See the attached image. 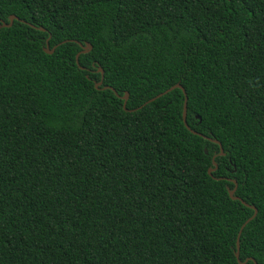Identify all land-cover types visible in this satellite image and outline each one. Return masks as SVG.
<instances>
[{"label": "trees", "instance_id": "1", "mask_svg": "<svg viewBox=\"0 0 264 264\" xmlns=\"http://www.w3.org/2000/svg\"><path fill=\"white\" fill-rule=\"evenodd\" d=\"M11 16L0 264H239L232 180L257 210L239 260L264 264V0H0ZM176 84L224 156L181 90L138 109Z\"/></svg>", "mask_w": 264, "mask_h": 264}, {"label": "water", "instance_id": "2", "mask_svg": "<svg viewBox=\"0 0 264 264\" xmlns=\"http://www.w3.org/2000/svg\"><path fill=\"white\" fill-rule=\"evenodd\" d=\"M14 21H18V19H17L15 16H11V17L9 18V22H12V23H13ZM22 23H23V22H22ZM6 24H7V23H6ZM31 27H32V26H31ZM5 28H10V27H5ZM32 28H33V27H32ZM36 29L39 30V31H41V32H45V30H44L43 28H36ZM49 40H50V39H47V40H46V47L44 48V52H45L46 54H48V55H51V54H53V52L55 51V49H56L57 46L53 47V48L50 50V49H49V45H48ZM64 43H65V42H64ZM75 43L78 44V46L81 48V51H80V52L76 55V57H75L76 65L79 67V64H78V58H79V56L82 55V54H87V53H89V52L92 50V46H91L89 43H85L84 45H81L80 43H77V42H75ZM79 68H80V67H79ZM80 69H81V68H80ZM97 72L100 74V81H99L98 83H95V84H94V88H95L96 90H98L99 87L102 85V83H103V77H104V72H103V70H102L101 68H98ZM174 87H175V90H176V89L181 90L182 93H183V96H184V105H183L182 120H183V124H184L185 128H186L190 133H192L193 135H197V136H199V137H202V138H204V139H206V140L212 142L213 144L218 145V147H219V156H221V157L224 156V152H223L222 146H221V144H220L218 141L213 140V139H210V138H207V137H204L203 135H201V134H199V133H197V132H195V131H193V130H191V129L189 128V126L187 125V122H185V120H184V115H183L184 112L187 111V97H186V92H185V90L182 88V86H181L180 84H176ZM102 90H110V91H112L116 97H118L119 99H121V100L123 101V106H122V108H123V110H124L125 112H127L126 105H127V101H128V98H129V95H128L127 92H124V95H123L122 97H119L118 94H117V92H115V90H113V89L110 88V87H104V88H102ZM171 91H172L171 89H168V90H167V93H169V92H171ZM167 93H166V94H167ZM166 94H165V91H164L163 93H161V94H158V95L155 96L154 98H152V99L148 100L147 102H145V104H144L143 106L139 107L138 109H141V108L144 107L145 105L154 102L155 100L161 98L162 96H164V95H166ZM205 153H207V151H205ZM216 157H217V156H213V158H212V160H211L212 165L214 166V168H213V169L210 168V169L208 170V175L211 176V177H212V173H213V172L216 170V168H217V165H216V163H215V158H216ZM231 182L234 184V188H233L232 190H228V196H229V198H230L231 200H233V201H238V202H240L242 205H244L245 207H247V208L253 210V215H252V216H251V217H250V218H249V219H248V220H247V221L241 226V228H240V230H239V233H238V236H237V240H236V252H235V258H236V260L238 261L239 264H245V262L242 263V262H240V260H239V241H240V236H241V233H242V230L244 229V227L256 217V215H257V210H256L255 207L246 204L243 200H241L240 198H238V197L235 196V191H236V189H237V184H236V182L233 181V180H232ZM248 261H252L254 264H256V263L253 261V259H247V262H248Z\"/></svg>", "mask_w": 264, "mask_h": 264}, {"label": "snow or ice", "instance_id": "3", "mask_svg": "<svg viewBox=\"0 0 264 264\" xmlns=\"http://www.w3.org/2000/svg\"><path fill=\"white\" fill-rule=\"evenodd\" d=\"M14 26V24L12 23V22H8L7 24L2 20V19H0V33H3V29L5 28V27H13ZM46 39H51V37L49 36V37H46ZM179 83V82H178ZM169 88L172 90V91H175V87L174 86H172V85H169ZM165 91V94L167 93V89H165L164 90ZM118 94V93H117ZM184 120H185V122H187V120H188V112L187 111H185L184 112ZM196 117H195V115H193V119H195ZM245 264H247V259L245 258Z\"/></svg>", "mask_w": 264, "mask_h": 264}]
</instances>
